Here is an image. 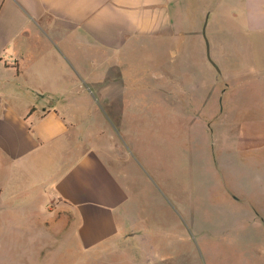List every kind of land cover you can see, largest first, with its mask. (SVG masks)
<instances>
[{
  "label": "crops",
  "instance_id": "0c3cea01",
  "mask_svg": "<svg viewBox=\"0 0 264 264\" xmlns=\"http://www.w3.org/2000/svg\"><path fill=\"white\" fill-rule=\"evenodd\" d=\"M225 19L244 21L251 35L264 33V0H0V188H14L18 195L34 189L71 213L76 237L85 247L141 244L152 233L153 251H134L125 263L182 264L180 256L161 255L155 245L158 225L148 230L146 221L133 214L137 207L125 183L127 172L114 168L108 156L114 162H138L123 139H110L108 132H130L123 119L127 101L142 96L127 78L146 64L157 69L146 87L151 93L173 102L197 99L207 106V38L218 69H231L221 77L226 86L219 103L227 96L236 103L245 98L242 85H248L246 99L261 102L255 113L261 116L258 129L251 128L247 146L254 157V190L232 186L226 196L234 208L250 209L256 225L264 228V87H257L264 76L257 60L249 72L240 64L229 66L226 43L217 35L218 22ZM233 42L236 51L243 45L238 36ZM140 51L149 57L140 61ZM178 55L185 57L180 75L170 69ZM93 100L104 101V112ZM103 132L109 140L105 145ZM218 146V179L229 187L228 180L238 179L235 161ZM160 208L154 206L152 214Z\"/></svg>",
  "mask_w": 264,
  "mask_h": 264
},
{
  "label": "rangeland",
  "instance_id": "374dc122",
  "mask_svg": "<svg viewBox=\"0 0 264 264\" xmlns=\"http://www.w3.org/2000/svg\"><path fill=\"white\" fill-rule=\"evenodd\" d=\"M244 24V21L231 19L218 22L217 35L226 43V60L229 66L240 68V64L248 72L249 65L258 62L260 75L264 76V33L251 35ZM235 36L240 37L243 44L237 51L231 48ZM139 54L140 61L150 55L149 52ZM197 58L193 53V61ZM183 59L185 57L178 55L176 62L170 65L172 72L181 74ZM209 66L207 106L205 101L202 104L197 99L173 102L151 93L146 87L153 81L151 74L157 69L151 64L137 67L135 74L127 78L135 82L142 96L127 101L129 110L123 119L130 132L110 131L108 134L110 139H123L138 164L130 160L129 163L114 162L110 154L108 160L114 168L127 172L125 183L137 207L133 214L146 221L148 230L158 225L155 245L162 251L161 255L180 256L182 264H264V242L261 241L264 228L256 225L250 209L234 208L226 196L232 186L234 190L238 187L246 192L254 190L251 173L254 177L256 172L250 166L254 157L248 154L247 146L251 144L248 138L251 128L258 129L256 124L261 116L255 113L259 114L256 107L261 102L246 99L248 85H242L239 90L245 98L236 103L227 93L224 104L219 103L220 92L226 86L221 77H226L231 69H219L217 73L210 63ZM89 88L82 84L84 91L88 92ZM261 97L264 99V94ZM92 102L96 109L104 112V101ZM189 110L193 114H189ZM185 124L188 131L182 128ZM101 135L102 144L109 143L105 132ZM218 144L224 146L235 161L238 179L228 180L229 187L218 179ZM154 173L159 178H154ZM14 192V188H0V264H126V256H132L134 251H153L152 233L141 244L119 241L85 247L76 237L71 213L44 200L34 189L24 190L19 195ZM154 206L161 208L152 214ZM172 261L180 264V260Z\"/></svg>",
  "mask_w": 264,
  "mask_h": 264
},
{
  "label": "water",
  "instance_id": "95a60500",
  "mask_svg": "<svg viewBox=\"0 0 264 264\" xmlns=\"http://www.w3.org/2000/svg\"><path fill=\"white\" fill-rule=\"evenodd\" d=\"M204 40H205V47H206V57H207L209 63L214 67L216 72L219 73L218 67L215 65V63L211 60V58L209 56V46H208V42H207L206 38H204Z\"/></svg>",
  "mask_w": 264,
  "mask_h": 264
}]
</instances>
